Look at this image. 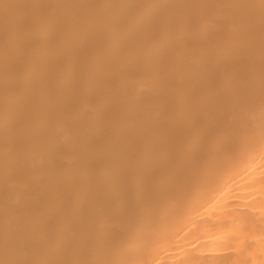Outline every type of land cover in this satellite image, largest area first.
I'll return each mask as SVG.
<instances>
[{
	"label": "bare ground",
	"instance_id": "bare-ground-1",
	"mask_svg": "<svg viewBox=\"0 0 264 264\" xmlns=\"http://www.w3.org/2000/svg\"><path fill=\"white\" fill-rule=\"evenodd\" d=\"M0 264H264V0H0Z\"/></svg>",
	"mask_w": 264,
	"mask_h": 264
}]
</instances>
